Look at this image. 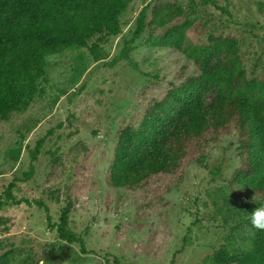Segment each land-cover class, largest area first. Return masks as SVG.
Returning a JSON list of instances; mask_svg holds the SVG:
<instances>
[{
    "label": "rangeland",
    "instance_id": "1",
    "mask_svg": "<svg viewBox=\"0 0 264 264\" xmlns=\"http://www.w3.org/2000/svg\"><path fill=\"white\" fill-rule=\"evenodd\" d=\"M148 4L149 17L156 4H175L184 16L147 30L127 61L109 67ZM185 22L191 23L187 36L195 45L212 47L207 69L219 58L214 47L234 38L248 80L264 82V0H133L120 36L90 41L101 43L105 61L96 63L81 47L48 57L27 111L0 120V195L30 170L31 152L45 139L33 163L35 175L16 183L14 197L42 201L54 224L66 211L68 227L84 240L86 252L60 240L43 209L2 201L0 264L243 261L253 234L241 219L252 197L239 185L244 156L237 131L209 141L172 174L133 189L117 188L111 180L121 131L138 129L153 102L201 73L178 50L153 44ZM204 98L213 104L216 96L208 92Z\"/></svg>",
    "mask_w": 264,
    "mask_h": 264
},
{
    "label": "trees",
    "instance_id": "2",
    "mask_svg": "<svg viewBox=\"0 0 264 264\" xmlns=\"http://www.w3.org/2000/svg\"><path fill=\"white\" fill-rule=\"evenodd\" d=\"M132 1L0 0V120L27 111L38 92V82L45 77L48 57L81 47L96 63L105 61L108 56L101 43L90 41L97 36H120L121 19ZM149 6L140 12L131 38L109 67L127 61L134 44L147 30L164 29L184 16V10L175 4H156L149 17ZM190 27V22L176 25L163 37L155 38L153 44L178 50L201 73L172 86L162 100L153 102L138 129L121 131L111 180L117 188H136L160 174L174 173L209 141L237 131L244 156L239 185L242 193L252 197L248 214L241 221L253 234V246L245 251L240 264H264V231L255 229L249 220L253 208L264 204V82L248 80L234 38L214 47L219 58L207 69L212 47L195 45L187 36ZM208 92L215 93L213 104H205ZM44 142L40 140L31 152L30 170L7 186L0 202H23L43 209L59 239L78 244L85 253L84 240L68 227L66 211L60 223L54 224L42 201H16L14 197L16 183L35 175L33 163Z\"/></svg>",
    "mask_w": 264,
    "mask_h": 264
},
{
    "label": "clouds",
    "instance_id": "3",
    "mask_svg": "<svg viewBox=\"0 0 264 264\" xmlns=\"http://www.w3.org/2000/svg\"><path fill=\"white\" fill-rule=\"evenodd\" d=\"M253 202H255V197L253 198ZM249 220L255 229L264 231V204L253 208L249 213Z\"/></svg>",
    "mask_w": 264,
    "mask_h": 264
}]
</instances>
